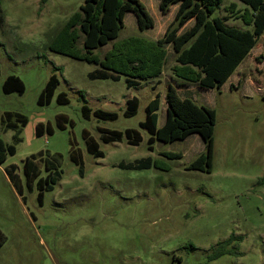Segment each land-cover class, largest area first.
I'll list each match as a JSON object with an SVG mask.
<instances>
[{
  "label": "rangeland",
  "instance_id": "1",
  "mask_svg": "<svg viewBox=\"0 0 264 264\" xmlns=\"http://www.w3.org/2000/svg\"><path fill=\"white\" fill-rule=\"evenodd\" d=\"M84 1L0 0V137L17 148L0 163V264H264V36L218 88L177 77L171 46L159 76L128 86L125 75L113 79L101 74L97 64L48 47ZM141 1L154 25L141 30L135 14L127 12L118 37L96 53L103 56L131 35L163 36L174 20V4L164 13L160 0ZM231 1L224 0L215 15L224 13ZM190 26L187 22L184 28ZM54 73L59 83L50 101L40 104V93ZM10 74L22 79V93L3 90ZM170 84L181 97L216 112L211 172L188 168L206 151L198 133L155 140L149 149L151 134L140 122L158 95V126L164 124ZM62 91L68 102L57 100ZM133 96L139 105L128 116L124 111ZM85 102L92 110L114 111L118 117L86 118ZM8 111L28 117L20 140L13 137L15 129L2 123ZM49 123L53 133L36 134L38 124ZM128 128L140 131L139 144H129L125 134L116 141L101 138L103 129ZM88 137L99 143L104 156L88 151ZM72 149L82 154L84 176L71 158ZM178 152L181 157L166 154ZM34 153H41L43 167L54 154L61 155L53 166L61 179L45 190L42 203L37 178L30 188L24 170ZM149 158L150 166H135ZM233 235L227 253L212 259L220 242Z\"/></svg>",
  "mask_w": 264,
  "mask_h": 264
},
{
  "label": "trees",
  "instance_id": "2",
  "mask_svg": "<svg viewBox=\"0 0 264 264\" xmlns=\"http://www.w3.org/2000/svg\"><path fill=\"white\" fill-rule=\"evenodd\" d=\"M223 1L160 0L159 7L164 13L170 5H177L174 20L168 24L162 37L149 39L131 35L116 41L101 56L94 50L118 37L127 12L135 14L141 30L152 27L154 18L141 0H85L79 10L74 12L54 35L48 47L54 52L97 64L103 69L101 74L113 79H120L125 75L128 86H134L163 72L171 46L175 53V63L171 69L177 77L207 89L218 88L235 72L264 35V0H238L244 7H239L237 1H232L224 6V13L215 15ZM239 19L245 27L229 23L230 20ZM189 21L193 22L192 26L184 28ZM58 83L57 75L52 74L40 93L38 99L40 104L50 101ZM3 90L7 93L13 91L22 93L25 86L18 75L10 74L3 84ZM81 95L86 101L83 92ZM57 100L68 102L66 92H60ZM166 102V119L162 126H158V95L147 104L146 118L140 122V126L151 134L148 140L149 149H154L155 140L168 142L185 138L191 133H198L206 144V151L200 153L188 168L211 172L215 110L190 98L181 97L171 84L166 91ZM138 105V97L128 99L125 115L134 114ZM82 113L86 118H90L92 114L104 119L118 117V113L114 111L92 110L86 102L82 106ZM2 123L6 128L15 129L13 137L20 140V132L28 123V117L20 112L8 111L3 116ZM45 131L53 133L54 127L50 123L46 126L37 125V135H42ZM124 134L129 144L137 145L142 140L141 133L136 128H128L125 132L103 129L101 138L105 142L116 141L121 140ZM87 149L96 157L104 156L99 143L92 137L87 138ZM16 150L14 143H6L0 137V163L9 155L15 154ZM166 154L181 157L180 152ZM53 158L50 164L43 167L41 153H34L27 157L24 163L30 188L34 186V179L37 178L36 185L41 203L45 190L52 189L61 179L60 170L57 167L53 168L61 155L54 154ZM71 158L79 166L80 175L84 176L85 167L81 152L72 149ZM150 164L149 158L135 166L141 168ZM43 171L44 175H41ZM233 238L234 235L220 242L219 250L214 252L211 258L227 253V245Z\"/></svg>",
  "mask_w": 264,
  "mask_h": 264
},
{
  "label": "crops",
  "instance_id": "3",
  "mask_svg": "<svg viewBox=\"0 0 264 264\" xmlns=\"http://www.w3.org/2000/svg\"><path fill=\"white\" fill-rule=\"evenodd\" d=\"M234 1H237V2H238L239 7H244V5H243L240 1H238V0H234ZM231 2H232V1H231ZM173 8H174L173 13H174V15H175V11H176V9H177V5L175 4V5L173 6ZM189 22H192V21H189ZM192 23H193V22H192ZM229 23H230V24L237 25V26H241V24L238 22V20H233V21L230 20ZM166 27H167V24H166ZM263 36H264V35H263ZM263 36H261V37H263ZM261 39H262V38H261ZM258 41H259V40H258ZM257 44H258V42H257ZM257 44H256V46H257ZM256 46H255V47H256ZM255 47H254V48H255ZM254 48L251 50L250 54H252V52L254 51ZM250 54H249V55H250ZM256 55H257V56H260L261 54H260V52H257ZM242 62H243V61H242ZM241 64H242V63H241ZM241 64H240V65H241ZM240 65L238 66V68L240 67ZM238 68L235 70V72L238 70ZM235 72H234V73H235ZM234 73H233V74H234ZM233 74H232V75H233ZM232 75H231V76H232ZM231 76L228 78V80L231 78ZM228 80H227V81H228Z\"/></svg>",
  "mask_w": 264,
  "mask_h": 264
}]
</instances>
